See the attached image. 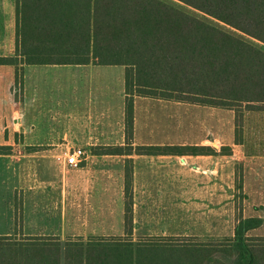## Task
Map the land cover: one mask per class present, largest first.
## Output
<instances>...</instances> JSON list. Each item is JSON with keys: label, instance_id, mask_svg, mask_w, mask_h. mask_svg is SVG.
<instances>
[{"label": "trees", "instance_id": "obj_1", "mask_svg": "<svg viewBox=\"0 0 264 264\" xmlns=\"http://www.w3.org/2000/svg\"><path fill=\"white\" fill-rule=\"evenodd\" d=\"M180 1L264 43V0ZM17 35L19 53L0 56V64L127 67L129 148L105 145L97 154H214L204 151L206 145L134 146L136 95L264 109V50L163 0H17ZM126 161L130 162L125 170L126 227L131 230L133 163ZM257 220L247 218L249 224L256 222L237 227L238 235L257 226L261 222ZM237 237L218 245L185 238L135 245L116 237L62 241L52 236H8L0 237V264H245L246 256L248 264H257L260 251Z\"/></svg>", "mask_w": 264, "mask_h": 264}, {"label": "crops", "instance_id": "obj_2", "mask_svg": "<svg viewBox=\"0 0 264 264\" xmlns=\"http://www.w3.org/2000/svg\"><path fill=\"white\" fill-rule=\"evenodd\" d=\"M16 40L17 0H0V46L16 45ZM21 68L24 72L23 97L17 101L13 91L16 66L0 64V119L7 120V125L23 126L25 138L28 132L36 130L29 134L30 141L47 143L81 136V142L91 146L126 144L125 65L24 64ZM65 72H71L70 79L65 78ZM81 72L86 73V80L88 75L91 76L86 84L78 85L75 82L82 80ZM77 73L75 79L73 75ZM109 75L113 81L111 79L107 84ZM47 77L52 78L51 83L45 81ZM58 94L73 96L56 97ZM79 94H87V97L82 99ZM96 95H102L103 101ZM162 100L165 99L134 97V146L177 144L169 133L160 130L158 111L164 105ZM20 102L22 107L17 105ZM212 107L202 105L201 108ZM257 110L249 109V112ZM41 126L47 127L46 132L49 127H56L62 132L59 139L52 138ZM66 127H82L84 132L79 134L77 130L73 135L65 130ZM90 127H94L93 133H90ZM41 134L45 137H35ZM256 135L249 137L251 149L248 156L249 167H253L255 174L264 167V151L256 144L261 142ZM199 144L202 142L191 145ZM47 146L59 149L52 143ZM127 159L133 163L131 230L126 227L124 162ZM60 168L61 182L55 183L59 197L46 209L43 201L29 198L26 191L21 224L17 225L15 200H0V237L52 236L62 241L116 237L135 245L185 238L218 245L225 239H233L230 240L233 243L240 236L244 244L260 251L257 264H264V214L256 208L264 204V180L259 177L253 183L251 189L254 192L248 193L251 207L245 205L242 216L244 219L258 218L261 222L238 235L237 207L230 195L225 197L224 161L218 152L185 155L92 153L79 170L88 175L78 181H65L63 168L66 173L74 175L79 174L76 170L79 166L67 161L66 166ZM244 260L248 264L249 256Z\"/></svg>", "mask_w": 264, "mask_h": 264}, {"label": "rangeland", "instance_id": "obj_3", "mask_svg": "<svg viewBox=\"0 0 264 264\" xmlns=\"http://www.w3.org/2000/svg\"><path fill=\"white\" fill-rule=\"evenodd\" d=\"M171 3L181 10L188 12L194 16H197L209 23L216 26L254 44L255 46L264 50V43L259 39H256L180 0H163ZM17 44L10 46H0V56H16L19 53V36L17 35ZM20 44V43H19ZM18 69V71H17ZM80 78L75 83L78 85L86 84L91 75L87 76L86 73H79ZM23 68L16 66L15 84L13 85L14 95L17 101H21L23 97ZM65 78H71V72L64 73ZM75 79L78 77V73L73 75ZM43 79V78H42ZM44 79L48 83H51V77ZM113 77H108L106 83L109 84ZM56 97H72L71 95L58 94ZM77 96V95H74ZM78 97L85 99L87 94H79ZM102 100V95H96ZM80 99V101H83ZM164 105L159 108L160 115V130L161 132H167L168 135L173 137L175 143L189 144L202 142L199 145H206L205 152L216 153L218 152L223 156L224 171L223 181L225 183V197L230 195L235 201L237 207V227L242 229L246 228L252 223L258 221L255 218V222L249 224L244 219L243 209L246 206L251 207V203L248 199V193L254 192L253 183L260 177L264 180V167H260L255 174L253 167H249L248 156L251 149V143H249V137L254 136L256 133L257 138L261 140V151H264V109L249 112L246 104L237 106L235 109L215 107V108H201L202 104L197 103H179L176 100H162ZM171 102V103H169ZM188 103V104H187ZM18 106L22 107V103H18ZM201 105V106H199ZM255 106H261V104L255 102ZM14 106V104H13ZM208 106V105H207ZM253 106V105H251ZM7 107V106H6ZM17 116V114H15ZM15 116V121L18 119ZM19 117V116H18ZM2 117L0 119V151L6 152L0 154V200L6 201L9 198L14 199L17 210V225L21 224L22 202L24 201L25 193L32 199L43 201L44 206L48 209V204L55 198L56 195L55 183L61 182L60 168L66 166V162L69 153L74 148L82 147L86 150L84 159L80 164L79 171L82 166H85L90 155L92 153L101 152L105 145H88L81 142V136H77L74 140L56 141V142H38L30 141L29 134L36 132L32 130L28 132L27 138H25V131L23 126H17L15 124L7 125ZM239 124L238 127L236 124ZM85 128V127H84ZM92 128V129H91ZM93 128L90 127V133H93ZM46 132L47 127L41 126ZM52 135V138L59 139V131L56 127L48 128ZM68 133H75L79 130V134L84 132L82 127H66ZM86 130V128H85ZM46 132V133H47ZM40 134V133H39ZM74 135V134H73ZM36 138L42 139L44 134L35 135ZM73 137V136H72ZM236 138L241 140V143H236ZM55 144L59 149H54V146H47V144ZM46 145V146H45ZM119 145V144H118ZM125 149H128L127 145H124ZM230 146V147H229ZM232 150H231V149ZM253 150V147H252ZM228 153V154H227ZM130 162H124V173L126 166H129ZM65 181L70 180L78 181L87 177L85 171H79V174L71 175L64 170ZM118 171V170H117ZM67 175V176H66ZM66 177H70L67 179ZM32 191V192H30ZM32 193V194H31ZM71 197V196H70ZM258 203V202H257ZM260 203V202H259ZM264 214V204L256 207Z\"/></svg>", "mask_w": 264, "mask_h": 264}, {"label": "built area", "instance_id": "obj_4", "mask_svg": "<svg viewBox=\"0 0 264 264\" xmlns=\"http://www.w3.org/2000/svg\"><path fill=\"white\" fill-rule=\"evenodd\" d=\"M86 150L82 147L74 148L72 152L69 153L68 163L74 166H79V164L86 159Z\"/></svg>", "mask_w": 264, "mask_h": 264}]
</instances>
